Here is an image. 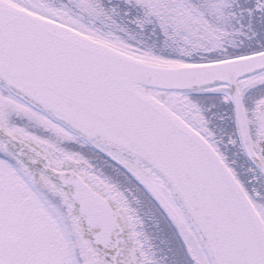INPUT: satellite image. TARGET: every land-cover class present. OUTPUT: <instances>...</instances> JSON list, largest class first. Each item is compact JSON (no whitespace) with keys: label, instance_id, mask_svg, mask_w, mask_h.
<instances>
[{"label":"snow or ice","instance_id":"6c2138e0","mask_svg":"<svg viewBox=\"0 0 264 264\" xmlns=\"http://www.w3.org/2000/svg\"><path fill=\"white\" fill-rule=\"evenodd\" d=\"M0 264H264V0H0Z\"/></svg>","mask_w":264,"mask_h":264}]
</instances>
